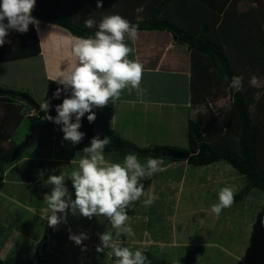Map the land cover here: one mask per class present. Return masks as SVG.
I'll return each instance as SVG.
<instances>
[{
    "label": "rangeland",
    "instance_id": "rangeland-1",
    "mask_svg": "<svg viewBox=\"0 0 264 264\" xmlns=\"http://www.w3.org/2000/svg\"><path fill=\"white\" fill-rule=\"evenodd\" d=\"M262 28L264 32V25ZM32 69V73L23 76V82L28 83L30 88L35 86V97L42 102L39 85H44V76L38 68L33 66ZM19 70V67L13 68L14 72ZM235 71L237 76L243 77V87L251 88L252 97L256 100L250 106L253 123L259 127L254 154L259 163L264 164V130L261 129V125H264V74L258 75L248 66L235 67ZM252 77H255V84L249 83ZM222 87L223 96H207L199 100L198 91L192 93L194 101H191L190 115L186 109H178L180 114L176 117L162 114L164 126L158 129L155 136L152 129L153 140L161 142L164 149H186L188 119L199 122L206 139L216 134L217 144L223 138L230 143V138H227L230 122H225L232 120L231 97L227 88ZM24 106L27 107L26 104ZM171 119L176 121L168 124ZM45 127L50 128L49 131H58V139L53 140L49 131L43 133ZM28 128L29 120L24 117L17 128L12 129L10 141L13 144L21 142ZM88 145L81 141L73 146L71 142L63 140L59 127L44 123L22 156L23 160H17V164L4 171L0 188L1 259L12 257L18 262H27L41 237L45 236L47 245L42 264H113L114 256L110 249L96 251L100 244L98 234L110 227L106 219L101 221L95 216L88 219L66 210L64 222L56 226H49L47 222L48 209L43 197L51 187L43 183L38 173L43 170V179L46 180L48 175H59L60 170L64 171L66 187L70 193H74L68 180L69 174L77 166L79 155L75 154L82 153V149ZM2 146L7 148L9 145L3 143ZM105 156L116 163L123 160L117 158L116 153ZM162 159V169L145 189L141 201L152 195L158 199L151 205L137 201L127 212L134 235L128 236L114 229L115 239L133 250L138 248L143 253L148 252L153 260L167 264H245L252 259L256 262L264 260L262 191L251 190L241 201L233 202L215 215L211 212V206L217 202V192L222 187L231 186L236 195L246 183L244 177L223 161L195 167L181 160ZM64 160H73L76 164ZM82 232L87 234L88 239L80 245L69 239L70 235Z\"/></svg>",
    "mask_w": 264,
    "mask_h": 264
},
{
    "label": "clouds",
    "instance_id": "clouds-1",
    "mask_svg": "<svg viewBox=\"0 0 264 264\" xmlns=\"http://www.w3.org/2000/svg\"><path fill=\"white\" fill-rule=\"evenodd\" d=\"M35 4L36 0H0V46L11 43L8 39L10 32L25 33L29 25L38 23L31 15ZM101 6V0H97V8ZM143 10V6L135 9L137 13ZM95 23L93 19L84 21L87 28H92ZM138 30L137 24L130 23L119 14H110L101 18L92 35L71 38L70 50L74 63L67 65L55 78L58 87L52 93L54 100L60 99L62 93L66 94L65 98L54 106V117L48 115V100L43 99L39 105L45 113L43 119L60 126L63 140L71 142L73 146L79 144L85 136L79 131L85 114L89 123L94 122L96 113L93 109L115 105L123 91H135L139 97L144 96L146 90L141 87L143 65L129 58L134 50L128 42L137 39ZM255 82V77L249 81L250 84ZM228 86L235 92L243 91V77L232 76ZM109 144L110 137L101 139L97 135L91 138L82 153H77V166L70 171L68 179L74 193H70L66 187L64 171L60 170L59 175L50 174L46 180L43 179V170L38 173L43 183L51 187L43 197L48 209L47 222L49 226L64 222L66 210L88 219L94 216L101 221L106 219L110 227L98 234L100 244L96 251L110 249L116 258L113 264H151L140 249L133 250L115 239L113 230L134 235L127 212L145 195L142 181L160 171L164 161L153 155L142 160L136 152L128 151L121 163L111 162L105 156V148ZM156 199L158 197L152 195L141 202L151 205ZM233 202L234 188L222 187L217 192V202L211 206V212L219 215ZM69 239L80 245L88 236L82 232L70 235Z\"/></svg>",
    "mask_w": 264,
    "mask_h": 264
},
{
    "label": "trees",
    "instance_id": "trees-1",
    "mask_svg": "<svg viewBox=\"0 0 264 264\" xmlns=\"http://www.w3.org/2000/svg\"><path fill=\"white\" fill-rule=\"evenodd\" d=\"M231 2V3H229ZM234 3V0H184L186 6L182 9L192 10L198 7L197 14L200 16L192 17L186 15L188 21L191 18L193 22L200 25L196 32H188L177 29L176 26L169 21L163 20L160 13L170 3V0H164L163 4L152 14L148 19L142 21H133L132 24H137L139 30H166L172 34L173 38L183 46H186L189 52L190 60V91L191 101L193 95L198 91L199 100L205 99L207 96L224 95L223 87L227 88L228 94L231 97L230 115L232 120L225 123L228 125L227 138H230V143H227L225 138L220 144L215 142L216 134L212 137L205 138L199 122L188 120V146L186 149L179 151L188 155L185 161L187 164L200 167L208 166L220 161L225 162L244 177L246 183L236 195L234 202L241 201L247 196L251 190L258 189L264 193V164H260L254 154V145L258 133V125L253 123L250 106L256 103L252 97L251 88H244L241 92H235L228 86L229 79L232 76H237L235 67L248 66L255 73L264 74V0H248L252 5L243 13H238L232 10H225L226 6ZM254 4L256 6H254ZM181 9V10H182ZM31 15L37 20L46 21L51 24L59 25L67 29L72 35L86 37L92 35L97 29H86L72 21L52 12H44L33 9ZM184 16L181 17V21ZM30 26V25H29ZM16 36H23L25 33L13 31ZM9 33L8 39L11 43H6L2 47V58L0 62L7 61L9 50L14 51L15 56L20 55L17 49V44L14 42L17 37H11ZM36 41V38L34 37ZM36 50L28 51L23 56H35L38 54ZM239 71V70H238ZM227 77L228 79H225ZM197 90V91H196ZM0 103L8 108L13 107V104H26L29 109L35 113L28 117L29 128L23 140L17 144L11 143L6 149L1 147V142L7 140L9 133H4L0 129V188L3 185L4 170L16 160L21 158L27 149L32 145L34 136L44 123H52L43 119L45 113L40 110L39 105L32 96L23 91L6 88L0 85ZM54 103V101H53ZM55 104L48 110V115L55 116ZM85 117L81 119V128L79 131L85 133L83 142L90 144L91 138L97 136L94 134L92 124ZM60 127V126H59ZM264 130V125H261ZM218 134V133H217ZM110 137V144L105 148V154H117V158L123 159L128 151L136 152L140 158H146L149 155L158 156L160 158H169L161 153L164 149L161 146L154 147H137L127 141H124L113 135L111 131H107L104 136H99L101 139ZM264 136V135H263ZM157 173L151 178H145L142 183L146 189L154 179ZM47 245L45 236H42L34 248L31 258L21 263L15 258L7 259L0 258V264H42V258ZM151 264H167L164 261H156L151 258L148 252H144ZM116 259L115 257H113Z\"/></svg>",
    "mask_w": 264,
    "mask_h": 264
},
{
    "label": "crops",
    "instance_id": "crops-1",
    "mask_svg": "<svg viewBox=\"0 0 264 264\" xmlns=\"http://www.w3.org/2000/svg\"><path fill=\"white\" fill-rule=\"evenodd\" d=\"M163 1L101 0L102 6L97 8V0H36L34 9L58 14L86 29H97L101 18L110 14H119L129 22L148 19L163 4ZM252 5L248 0H234V3L226 6L225 10L243 13ZM141 6H143V12L137 13L135 9ZM184 6V0H170V3L160 13V17L176 26L179 31H181V27L182 30L188 32L198 31L200 25L195 24L192 18L190 21L186 18V15L189 16V14L192 17H198V7L195 6L189 11V9L181 8ZM86 19H93L96 22L95 25L92 28L85 27L84 21ZM37 21L35 26H29L25 35L16 36L14 32L11 34L12 39L17 37L14 42L18 46L17 49L22 53L15 56L13 55L15 54L14 51L10 49L7 57L9 60L0 62V85L27 92L40 105L39 98L35 97L34 94L37 93L35 86L30 88L28 83L23 82V76L32 73L34 66L44 76V85H39V97L42 101L43 99L48 100L50 102L49 108H51L53 104L62 103L66 95L62 93L60 99H52V93L58 87L54 81L55 78L66 69L67 65L70 66L74 63V57L70 50L71 38L74 35L59 25L41 20ZM128 43L134 50L129 58H134L143 65L141 87L146 92L143 97H139L135 91H123L115 105L108 104L102 108L93 109L96 113V119L92 122V129L94 134L98 136H104L107 131H111L114 136L140 148L154 147L153 145L161 146L163 145L160 144L161 142L153 140V131L154 136L158 135V129L164 126L162 114L168 113V115L171 114L176 117L180 114L177 112L178 109H186L188 115L191 112L189 52L186 46L178 43L172 34L166 30H138L137 39ZM36 44L38 54L24 57V52L26 54L28 51L36 50ZM0 59H4L2 58V47H0ZM12 67H19L20 70L14 72ZM34 113L32 109L21 103L13 104V107L8 106V108L0 103L1 131L11 134L12 129L17 128L24 117L28 118ZM175 121L176 119L168 120V124ZM49 130L50 128L45 127L42 131L47 133ZM166 130L168 133V129ZM49 132L52 134L53 140L58 139V131ZM40 134L42 133L40 132ZM10 138L11 136L1 142L2 148H4L3 143H8L10 146L12 143ZM22 160L21 157L16 161L21 162ZM64 161L76 164L73 160ZM15 162L6 169L8 170L17 164ZM245 264H264V260L256 262L252 259Z\"/></svg>",
    "mask_w": 264,
    "mask_h": 264
},
{
    "label": "water",
    "instance_id": "water-1",
    "mask_svg": "<svg viewBox=\"0 0 264 264\" xmlns=\"http://www.w3.org/2000/svg\"><path fill=\"white\" fill-rule=\"evenodd\" d=\"M230 80V79H229ZM161 153L163 155H166L167 157H170L172 159H176V160H186L188 155L184 152L181 151H175V150H162Z\"/></svg>",
    "mask_w": 264,
    "mask_h": 264
}]
</instances>
